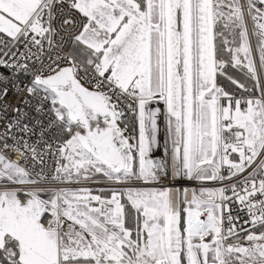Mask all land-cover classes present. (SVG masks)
I'll list each match as a JSON object with an SVG mask.
<instances>
[{
  "label": "snow or ice",
  "instance_id": "snow-or-ice-1",
  "mask_svg": "<svg viewBox=\"0 0 264 264\" xmlns=\"http://www.w3.org/2000/svg\"><path fill=\"white\" fill-rule=\"evenodd\" d=\"M0 264H264V0H0Z\"/></svg>",
  "mask_w": 264,
  "mask_h": 264
},
{
  "label": "built area",
  "instance_id": "built-area-1",
  "mask_svg": "<svg viewBox=\"0 0 264 264\" xmlns=\"http://www.w3.org/2000/svg\"><path fill=\"white\" fill-rule=\"evenodd\" d=\"M161 155V152L159 151H156L154 152L153 154V158H157ZM169 182L168 181H165V184L167 185ZM174 183H177V184H186L187 182H184V181H174ZM90 187H93V188H96V187H104L105 185L101 184V185H89ZM211 186V185H209Z\"/></svg>",
  "mask_w": 264,
  "mask_h": 264
},
{
  "label": "crops",
  "instance_id": "crops-1",
  "mask_svg": "<svg viewBox=\"0 0 264 264\" xmlns=\"http://www.w3.org/2000/svg\"><path fill=\"white\" fill-rule=\"evenodd\" d=\"M154 154V153H153Z\"/></svg>",
  "mask_w": 264,
  "mask_h": 264
}]
</instances>
